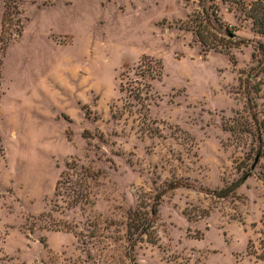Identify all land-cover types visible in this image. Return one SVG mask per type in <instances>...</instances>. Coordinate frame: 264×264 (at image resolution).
<instances>
[{
    "label": "rangeland",
    "instance_id": "1",
    "mask_svg": "<svg viewBox=\"0 0 264 264\" xmlns=\"http://www.w3.org/2000/svg\"><path fill=\"white\" fill-rule=\"evenodd\" d=\"M252 1L215 0V20L209 0H16L2 25L0 0V264H264L248 253L264 154L233 195L214 194L254 143H236L223 121L249 97L264 127ZM202 8L235 34L228 54L204 51L185 23ZM144 55L162 63L147 110L120 90ZM73 162L95 174L92 202L67 208L54 187ZM158 192L152 231L133 245L127 213Z\"/></svg>",
    "mask_w": 264,
    "mask_h": 264
},
{
    "label": "trees",
    "instance_id": "2",
    "mask_svg": "<svg viewBox=\"0 0 264 264\" xmlns=\"http://www.w3.org/2000/svg\"><path fill=\"white\" fill-rule=\"evenodd\" d=\"M211 3L210 8L212 13H215V20L217 16V4L215 0H209ZM224 2H230L235 5H242L243 0H222ZM16 9V0H4V12L2 17L3 21H9L11 15ZM204 8L200 12H193L188 17L185 23H188V28L191 30L197 41L202 45L203 50H214L218 52H225L228 54L230 47L238 44L235 40V34L231 31V28L225 26L223 32L215 29L210 22L208 15ZM245 15L251 20V28L258 34L264 35V0L252 1L245 11ZM3 42V39L0 38ZM261 53V59L258 61V71L254 73L257 76L259 72L264 71V48L258 47ZM139 72L136 73L135 79H127L124 83L120 84V90L125 92L130 98L134 99L141 108L147 110L145 101L149 97V90L151 89V83L146 80L159 79L162 73V63L160 60L153 58L152 56L144 55L141 58L139 65L137 66ZM247 78L249 76L247 75ZM249 79L239 78V84L245 85ZM252 86H250L251 88ZM245 88V86H244ZM248 104L246 109L242 111H235L232 117H229L223 121V128L227 130L236 143L244 144V135L248 134L254 143L250 146L249 151L245 157L240 160L236 168L240 171L241 175L233 180L231 183L226 184L224 187L215 190L214 194L217 197H226L233 195L236 188H238L243 181L250 175L248 161H258L262 153L264 154V127L263 122L257 118V112H254L253 105L249 103V97L247 98ZM130 106L134 104L129 103ZM142 117L146 119V114H142ZM149 131V128H147ZM76 163H67L66 168L60 173L59 179H57L54 187V194L60 196L62 201L66 204L67 208L75 207L80 203L90 204L89 187L90 181L95 178V174L88 168L80 166V170L76 171ZM176 184L168 183L166 189H173ZM164 192V191H163ZM163 192H158L153 199L148 210L132 209L127 213V233L130 243L134 245L137 237H141L143 234H148L152 231L153 223L157 215V205ZM261 230L257 245L250 241L248 245V253L254 256L257 260L264 263V216L261 219Z\"/></svg>",
    "mask_w": 264,
    "mask_h": 264
}]
</instances>
